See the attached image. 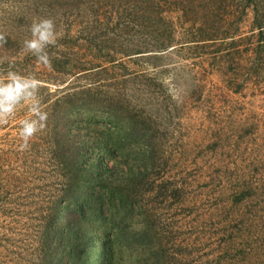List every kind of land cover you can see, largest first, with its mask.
Returning a JSON list of instances; mask_svg holds the SVG:
<instances>
[{
    "label": "rangeland",
    "instance_id": "rangeland-1",
    "mask_svg": "<svg viewBox=\"0 0 264 264\" xmlns=\"http://www.w3.org/2000/svg\"><path fill=\"white\" fill-rule=\"evenodd\" d=\"M141 1L120 0V6L133 8L128 13L124 8L120 13L101 11L99 23L87 9L73 6L75 0H0V75L10 62L21 74H34L47 113L44 129L23 150L18 121L27 116L26 107L0 123V264L44 263L50 195L63 167L53 147L57 142L51 138L50 117L58 120L57 109L72 97L108 88L119 99L121 122L152 136L161 164L153 179L169 186L163 205L159 191L138 196L136 207L155 226V256L147 264H264V27H258L255 13V7L264 13V0L250 6L230 0L226 9L212 7L209 25L201 20L194 28L222 25L230 37L200 49L189 45L188 50L181 43L199 32L190 31L192 22L180 10L163 6L164 24L158 30L171 35L165 51L156 50L154 29L133 23ZM38 19L53 20L58 34L56 44L46 49L49 67L23 47ZM119 20L120 27L129 24L131 29H113ZM113 31L120 32L121 41L110 39L107 45L132 47L128 56L106 57L103 47L105 58L99 56L97 44ZM115 57L117 62L110 64ZM81 67L92 69L77 74ZM237 72L245 79L240 75L233 80ZM95 74L102 78L94 80ZM133 146L129 142L125 150L132 167L137 156ZM122 165L126 170L128 164ZM241 187L257 194L234 206L232 189ZM165 249L169 255L162 260Z\"/></svg>",
    "mask_w": 264,
    "mask_h": 264
},
{
    "label": "trees",
    "instance_id": "trees-1",
    "mask_svg": "<svg viewBox=\"0 0 264 264\" xmlns=\"http://www.w3.org/2000/svg\"><path fill=\"white\" fill-rule=\"evenodd\" d=\"M245 1L248 6L257 3L256 0H243ZM229 2L230 0H143L137 5L133 23L137 26L145 24L154 29L153 39L158 43L156 50L165 51L170 46L168 40L171 35H167L166 30H158V27L164 24L163 6L168 8L173 5L175 10L182 12L188 22H192L190 31L197 30L200 35L199 37L197 34L194 40L193 37L184 40L182 47L188 50L189 45H195L200 49L207 47L206 45L215 39L224 41L230 37L226 33L227 28L222 25L217 26L222 33L215 26L194 28L201 20V23L209 25L207 20L214 16L212 7H217L218 4L217 8L226 9ZM117 3H121L120 0H75L73 6L78 4L83 10L87 9L86 11L91 12L88 14L93 20L102 23L101 11L120 13V8H124ZM124 5L126 6L123 11L126 13V10L133 8L128 7V3ZM255 13L256 23L262 30L264 13L257 7ZM120 26L119 20L113 29H131L129 24ZM262 35L263 33L260 34L261 40L264 38ZM110 36L111 38L107 37L101 44H97L99 56H104L102 47L106 49V57H112V53L128 56L132 47L120 50L107 45L110 39L114 44L121 41L120 32L113 31ZM260 51L258 46L257 53ZM114 59L110 64L117 62L118 58ZM91 69L81 67L77 74L90 73ZM232 71L235 73L234 69ZM249 72L252 73L253 70L250 68ZM73 74L76 75V72ZM240 75L245 79L244 74L237 72L233 80L238 79L237 76ZM98 77L95 74L94 80ZM243 82L241 81V84ZM90 92L91 89H88L87 95L79 97L81 99L71 96V102L67 101L65 107L57 109L58 120H54L53 115L50 117L53 130L51 138L57 142L53 147L57 148L55 153L62 158L63 167L59 172L58 185L54 186V196L53 193L50 195L52 207L48 211L49 225L42 236V247L46 256L41 264H121L124 258V264H147L155 256L151 251L156 245L155 237L151 234V229L155 226H151L152 217H147L146 220L141 208L136 207L140 201L138 196L141 193L159 191L163 198L160 205H163L167 201L168 182L163 180L155 183L153 177L158 174L155 172L161 164H157L150 135L129 122H121L122 119L118 116L117 95L109 88L105 92ZM102 93L103 98H100ZM129 142L134 143V152L137 155L136 159L133 156V167L128 159L125 160V150L129 149ZM52 144L53 141H50V145ZM120 156H123L124 160L119 161ZM122 163L128 164L126 170ZM228 179L231 180L229 175ZM245 191L242 187L232 189L234 206H238L246 195L254 197L257 194L255 189ZM143 212L146 213L145 210ZM133 224L141 229L137 230ZM158 240L157 250L160 252L162 241ZM168 255L165 249L162 260Z\"/></svg>",
    "mask_w": 264,
    "mask_h": 264
},
{
    "label": "clouds",
    "instance_id": "clouds-1",
    "mask_svg": "<svg viewBox=\"0 0 264 264\" xmlns=\"http://www.w3.org/2000/svg\"><path fill=\"white\" fill-rule=\"evenodd\" d=\"M57 35L53 20H34L30 26V38L24 41L23 47L33 54L38 64L49 67L50 58L46 49L56 44ZM40 86L41 82L34 74H21L14 70V62H10L9 70L0 75V123L14 117L18 108L27 109V116L18 121L22 150L28 147L31 137L44 129L47 120L39 95Z\"/></svg>",
    "mask_w": 264,
    "mask_h": 264
}]
</instances>
